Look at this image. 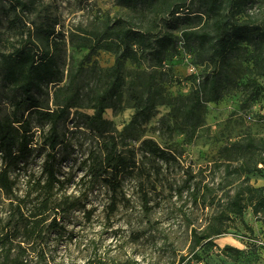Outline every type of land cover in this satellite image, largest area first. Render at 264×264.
<instances>
[{"label":"rangeland","instance_id":"obj_1","mask_svg":"<svg viewBox=\"0 0 264 264\" xmlns=\"http://www.w3.org/2000/svg\"><path fill=\"white\" fill-rule=\"evenodd\" d=\"M14 1L0 0V56L29 40L50 50L57 57L61 82L42 85L36 92L40 105L56 109L71 94L79 104L57 124L56 146L62 182L57 197L76 200L79 207L62 214L60 228L48 233L43 245L46 260L40 264H179L182 256H192L193 230L205 228L222 213L231 218L226 221L228 231L214 240L210 250L197 249L200 264H264V219L248 208L242 221L228 207L241 181L264 190V59L256 41L242 43L231 55L222 76V98L203 104V122L189 137L184 109L214 68L198 63L197 42L181 41L183 29L199 25L200 20L195 18L188 26L180 15L167 24L151 25L154 40L174 36L175 47L156 44L159 52L143 54L139 64L124 63L125 84L103 114L110 122L107 128L122 132L140 99H149L156 109L147 123L132 125L119 137L120 152L133 157L138 169L123 174L120 188L113 191L90 171L100 138L86 127L85 116L94 114L89 106L106 88L116 58L95 46L94 34L107 27L139 24L142 13L117 0H25L28 7L17 9ZM190 10L191 16L202 14L201 1L194 0ZM151 20L152 15L146 22ZM241 20L263 28L264 0H252ZM46 28L55 30L59 51L48 46ZM88 43L93 48L82 47ZM16 99L20 94L0 71V119L21 116L15 114ZM24 116L31 122L34 141L27 157L11 171L14 199L24 197L30 178L42 175L50 151L52 125L33 113ZM145 139L154 140L177 161L164 162L146 153L141 148ZM244 164V171L239 170ZM14 199L0 191L4 217Z\"/></svg>","mask_w":264,"mask_h":264},{"label":"trees","instance_id":"obj_2","mask_svg":"<svg viewBox=\"0 0 264 264\" xmlns=\"http://www.w3.org/2000/svg\"><path fill=\"white\" fill-rule=\"evenodd\" d=\"M193 1L117 0L119 5L134 13H142V17L139 16V24L107 27L94 34L95 46L112 52L116 58L106 88L89 106L94 110V114L85 116L86 127L95 131L100 138V150L94 156L90 171L97 180L103 179L113 191L120 188V177L123 174H131L138 169L133 157L128 158L120 152L122 142L119 137L123 136L130 126L147 123L156 106L149 99H140L135 106L133 119L122 132L107 128L110 122L103 118V114L106 109L113 107V100L125 84L122 75L125 61L131 60L139 64L143 54L149 52L153 55L157 52L156 44L167 43L172 49L175 47L174 36L166 35L161 40H154L151 25L155 21L167 24L175 17L183 15L190 26L195 18L199 19V25L183 29L181 41L184 44L197 42L198 63L214 65L213 70L206 75L200 92L197 90L195 93L196 99L184 109V129L189 137L193 136L203 122L200 116L203 104L218 102L222 98L224 67L230 64L231 55L241 48V44L256 41L264 59V27L253 26L252 22L241 20V17L247 15L252 0H200L204 12L191 16L190 4ZM12 6L14 9L26 8L28 3L25 0H15ZM150 15L151 22H146ZM43 33L50 49L59 51L60 44L55 30L46 28ZM82 47L91 49L93 45L88 43ZM0 71L3 80L20 94V99H16L14 105L15 114L22 113L20 117L9 116L0 119V158L3 162V168L0 170V191L7 197L14 199L16 183L11 178V171L17 169L19 162L27 157L30 153L29 145L34 141L31 122L25 118V112L33 113L38 120L52 125V132L47 140L50 151L46 155L42 175L29 179L26 194L23 198L11 202V210L5 217L0 208V264H40L46 260L43 245L48 233L60 228L58 220L62 214L79 207L76 200L57 197V190L62 182L56 169V146L59 144L57 124L66 118L72 109L79 108V104L75 94H71L66 103H58L56 109L42 108L36 92L40 91L42 85L59 84L61 70L55 54L50 50L41 49L32 40L2 53ZM141 148L164 162L177 161L175 156L154 140H143ZM244 169L245 164L239 167V170ZM147 203L148 199L145 197V205ZM228 207L229 213L242 221L248 208L252 209L255 217L264 219L263 188H256L241 181ZM230 219L226 213H222L205 228L194 229L192 256H182L179 264H200L202 258L197 249L210 250L215 247L214 240L227 233L229 224L226 221Z\"/></svg>","mask_w":264,"mask_h":264}]
</instances>
